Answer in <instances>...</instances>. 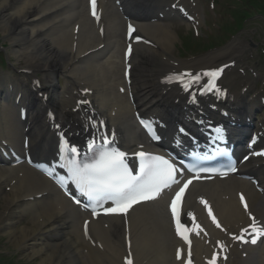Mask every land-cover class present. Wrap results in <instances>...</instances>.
I'll list each match as a JSON object with an SVG mask.
<instances>
[{
    "label": "bare ground",
    "instance_id": "bare-ground-1",
    "mask_svg": "<svg viewBox=\"0 0 264 264\" xmlns=\"http://www.w3.org/2000/svg\"><path fill=\"white\" fill-rule=\"evenodd\" d=\"M159 1L171 7L178 0ZM101 8L103 37L85 13L84 0H0V36L10 44V56L19 65V70L22 67L29 76L42 75L37 81L40 82L38 87H31L25 80L17 85L18 77L11 74L2 80L6 85L22 90L38 89V94L43 93L50 101L57 93L53 84L55 77L57 74L65 76L67 87L62 94L57 93V97L69 94L68 100H86L80 91L88 89L93 98L91 103L98 107L96 115L109 121L123 145L133 147L141 138L130 125L128 107L114 95L124 87L120 55L126 44L124 25L110 0H101ZM195 10L198 12L197 8ZM138 33L145 42H151V45L144 43L146 47L137 46L136 61H133L138 70L135 69L136 78L131 83L132 94L136 108H142L144 112L156 109L157 105L166 103L178 93L173 86L161 83L172 72L189 70L197 73L212 69L216 64L226 67L232 62L225 60L235 48L214 52L189 63H176L171 52L176 36L169 26L149 23L140 26ZM102 45L104 49L99 50ZM156 59L161 61L162 67L153 71L149 63ZM59 115L67 117L68 113L62 109ZM14 117V113L0 110L2 141L18 145L27 136L31 150L37 153L52 151V148L46 149L48 135L44 146L38 143L37 132L43 127L42 114L36 113L33 123L25 131L15 125ZM76 122H79L77 116L71 118L70 123L75 125ZM261 131L264 138V130ZM252 169L251 174L260 178L264 189V160L254 164ZM53 191L50 184L33 170L17 167L0 171V234L11 249L36 264H123L125 241L122 245L113 244L111 238L114 235L103 232L105 225L120 230L122 223L115 219L92 222L91 241L86 242L79 229L83 218L75 215L70 205ZM240 194L249 202L248 211L238 203ZM263 198L264 194L258 193L250 183L236 178L195 185L186 201V215L192 214L188 215V225L191 229L196 224L204 226L206 234L200 232L197 235L199 229L193 230L190 244L173 237L163 204L133 209L127 225L134 264H209L214 254L218 264H264V242L263 248L249 251V260L242 259L244 252L239 253V246L232 244L231 241H235L229 238L230 233L237 234L241 228L249 226L250 214L264 223ZM201 200L212 204L211 210L217 212L221 228L205 219L206 207H202ZM28 216L27 225H22ZM124 226L125 222L122 228L125 231ZM224 245L230 250L226 261L222 253ZM180 249L183 257L177 262L175 255Z\"/></svg>",
    "mask_w": 264,
    "mask_h": 264
},
{
    "label": "snow or ice",
    "instance_id": "snow-or-ice-1",
    "mask_svg": "<svg viewBox=\"0 0 264 264\" xmlns=\"http://www.w3.org/2000/svg\"><path fill=\"white\" fill-rule=\"evenodd\" d=\"M95 15V0H90ZM135 29L129 25L128 32L131 35ZM139 39V37H136ZM129 47L127 54L131 53ZM223 69L208 70L203 73L193 75L190 72L175 74V80L171 77L166 78V82L179 83L181 87L189 92L192 102H196L197 94L204 95L207 93L218 94L223 90L216 84L217 78L220 76ZM204 78H207L206 83H202ZM196 86V91L193 92V87ZM87 93V89L84 90ZM121 91H124L121 89ZM80 104L89 103L82 100ZM51 115V114H50ZM54 118V117H53ZM198 123L203 124L200 120ZM141 125L157 141L161 138L156 131L157 128L164 127L161 121L153 120L151 123L141 119ZM59 127V126H57ZM91 127V126H90ZM224 129L221 126L213 128L214 140L219 142L223 139ZM177 134L181 139L175 140L178 146H182L183 137L190 133L187 129L181 126L177 130ZM67 142L70 147L71 155H66L64 144ZM27 140L25 146H27ZM115 144V132L107 129L103 121H99L96 125L88 142L83 148L73 144L65 136V140L61 142L57 149V157L55 158V166H48L47 175L56 182L70 199L77 205L85 202V198L89 203H84L85 208L91 205L93 216L98 215L97 209H102L105 214L115 212H126L134 204L141 201H149L156 199L159 194L173 184H180V177L187 172H194L196 176L203 173H217L219 170L208 167H198L197 163L184 165L182 162L178 165L171 157L164 155L151 154L144 151H139L134 155L139 158L138 171L134 174V169L126 162L127 153L121 151ZM143 147L142 145L140 146ZM264 154V153H257ZM207 157H205L206 159ZM247 159V157H245ZM236 167L232 166L224 170V175L228 172H235ZM192 180L189 179L183 182V185L175 193L171 201L170 208L176 224L177 234L185 241L188 240L189 231L199 229L197 235L204 231L200 225L196 224L193 229H189L182 218L179 211V205L182 201L183 194L188 188ZM79 194V195H77ZM241 202L244 203V196L241 194ZM201 203L208 208L207 202L201 200ZM112 206H105V205ZM247 210L248 206L244 203ZM189 216L192 214L189 213ZM208 215L211 217L213 224L217 228H221V224L213 215L212 210L208 209ZM194 220V217H193ZM250 220L253 221L247 228L241 229L240 234L234 235L233 239L241 242H257V234L264 232V228H257L255 217L250 215ZM88 222L85 221V234L87 235ZM220 244V242H217ZM190 255V253H189ZM177 258H180V251H177ZM127 264H132L131 260ZM209 264H216V255H213Z\"/></svg>",
    "mask_w": 264,
    "mask_h": 264
},
{
    "label": "rangeland",
    "instance_id": "rangeland-1",
    "mask_svg": "<svg viewBox=\"0 0 264 264\" xmlns=\"http://www.w3.org/2000/svg\"><path fill=\"white\" fill-rule=\"evenodd\" d=\"M239 4L237 8L240 7L241 10L250 8L249 5H243L241 0H238ZM264 1V0H261ZM205 2V9L206 11H209L210 15L215 19V21L218 22V24L227 25L228 21L233 22L232 19H234V16L230 15L229 9L225 10L223 7L226 5L228 6L229 2L230 5L232 4V0H204ZM260 4L261 3L259 2ZM229 5V6H230ZM222 7V8H221ZM230 8V7H229ZM234 9V8H232ZM230 8V10H232ZM242 24L245 25V30L243 31L244 38H245V46L241 45L240 48L242 49L245 47V50L249 49L250 47L253 48V52L258 51V47H264V18H259V16L252 17L251 19H245L242 17ZM223 30L224 28L221 27ZM240 29H238L239 31ZM183 32H188L186 29H182ZM190 35V34H189ZM217 36L213 34L212 36H208L207 34H201V35H190L192 43H194V46L191 48V51L193 52L191 55H186L185 61L188 60H198L200 58L206 57L214 52H217L219 50H222V48L229 46L231 44V36H227L225 39L221 41L211 40L212 37ZM239 36L234 37V39H238ZM216 41V46L214 49L206 48L207 44ZM5 42V41H3ZM254 45V46H253ZM8 49L10 50V44L9 43H1L0 42V75L3 71H9L8 68H16L17 63L14 58H12L8 52ZM183 52V51H182ZM254 56L249 57H242V61H237L236 67L232 69V73H228L229 76L233 78L237 83H245V81L238 80L239 78H248L247 82L249 83H255L254 86V92L257 95H263L264 96V51L259 52L260 58L258 56H255L256 54L253 53ZM257 57V59H256ZM6 63V65L4 64ZM257 63L259 65L257 66ZM157 64L154 62L151 63L150 67H156ZM247 65L251 67V72L249 71H241L243 69V66ZM34 76L36 78H42L41 74L35 73ZM259 77L258 82H255L256 77ZM63 86V84H62ZM4 187L2 188V190ZM0 198V203H1ZM29 216L26 218V220H29ZM22 225H27L26 222H22ZM20 227H24V226ZM11 247L8 245L7 241L2 238L0 234V253L5 255L7 259L13 260V264H21L20 262L24 263H30V264H36L35 262L27 261L24 258V255L16 253L15 251L10 249Z\"/></svg>",
    "mask_w": 264,
    "mask_h": 264
}]
</instances>
